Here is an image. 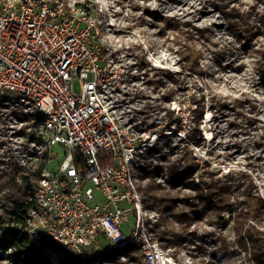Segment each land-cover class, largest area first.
I'll return each mask as SVG.
<instances>
[{"label":"rangeland","instance_id":"1","mask_svg":"<svg viewBox=\"0 0 264 264\" xmlns=\"http://www.w3.org/2000/svg\"><path fill=\"white\" fill-rule=\"evenodd\" d=\"M62 1L72 7L80 4L85 9L95 24L96 47L107 63L118 64L122 70L119 89L113 99L122 103L126 117L137 127L143 126L160 134L156 148L141 153L138 158L139 186L154 180L172 190L168 182L170 167L178 159L185 161L194 157L201 163L200 171L205 178L213 176L220 183L244 174L253 176L258 194L264 199V59L261 66L256 64L264 49V26H259L253 41L246 44L231 29L228 19L230 9L234 7L241 12L253 11L252 16H258L257 13L264 11V0ZM146 7L164 17L194 23L205 31L197 40L203 53L200 59L202 75L183 68L177 42L180 31L167 27L164 19H153L145 14ZM166 71L173 76L168 77ZM184 84L187 85L185 90L180 87ZM73 89L76 93L81 91L79 80L73 82ZM9 94L17 96L14 92ZM193 94L205 95L200 125L202 139L198 146L189 140V134L195 128ZM232 98L246 99L242 115L232 108L223 110L220 107V100L229 103ZM27 106L0 104V157L4 161L15 156L22 164L35 165L37 159L28 158L26 153L37 149L40 154L46 149V146H36L29 140V133L44 135V130L33 124L28 116L20 118L21 113L32 114ZM208 111L212 113L211 121L205 119ZM248 116L254 119L251 128L245 127ZM52 157L55 170L64 157L63 147L56 146ZM142 167L150 174L144 173ZM199 177L196 172L190 181L197 183ZM171 192L175 199L197 194L192 186H182ZM96 197L98 202H105L100 192ZM262 209L264 211V205ZM148 210L153 217L149 223L150 231L159 223L162 229L178 235L173 244L167 240L161 243L151 231L175 264H262L264 261L261 258L263 250L254 247L245 237L246 228L256 224L253 220L242 229L234 221L221 223L210 211L194 214L190 221L179 222L161 218L153 208ZM225 215L228 220L232 213ZM258 228L255 235L263 237L264 222ZM12 252L0 251V264H12L5 259Z\"/></svg>","mask_w":264,"mask_h":264},{"label":"built area","instance_id":"2","mask_svg":"<svg viewBox=\"0 0 264 264\" xmlns=\"http://www.w3.org/2000/svg\"><path fill=\"white\" fill-rule=\"evenodd\" d=\"M94 27L81 5L0 0V97L42 116L46 147L64 150L33 187L27 231L83 259L116 250L111 262H121L133 250L142 264H175L152 236L138 183V158L160 134L131 123L113 99L122 70L101 55Z\"/></svg>","mask_w":264,"mask_h":264},{"label":"trees","instance_id":"3","mask_svg":"<svg viewBox=\"0 0 264 264\" xmlns=\"http://www.w3.org/2000/svg\"><path fill=\"white\" fill-rule=\"evenodd\" d=\"M80 4H78L79 6ZM231 16L228 17L231 29L236 35L244 40L246 44L253 41L257 35L259 26H264V11L257 13L258 16H252L253 11L241 12L238 9H230ZM144 13L153 19H164L167 27L178 29L181 36H177L179 44V55L183 68L196 75H202L200 59L203 55L199 49L197 40L201 39L205 31L194 23L181 21L174 17H164L158 11L146 7ZM229 13V12H228ZM247 22V23H246ZM261 59L256 64L261 66V60L264 59V49L260 52ZM168 77L173 75L165 72ZM184 90L187 85H181ZM205 95L198 97L197 94L191 96L192 101L196 104L193 109L192 122L195 128L189 134V140L195 145H199L202 139L200 125L203 119ZM245 98H232L228 103L219 101L223 110L232 108L237 114L242 115ZM5 97H0V104H5ZM21 119L25 116L35 124L41 126L44 118L37 114H20ZM246 128H251L254 121L253 117H246ZM181 118H179V121ZM26 131V127L23 128ZM29 140H33L36 146H46L43 134L37 135L36 132L28 134ZM188 150V147H186ZM192 154V153H191ZM31 159H37L35 165L22 164L15 156L7 161L0 157V251L13 252L5 257L12 264H103L112 261L117 255L116 250L106 252L103 255H97L92 258H80L71 253L66 247L57 243L46 235H41L38 239H32L27 231L28 214L35 206L33 198V187L39 181L47 160L52 156L51 150L46 149L40 154L38 150H31L26 153ZM202 165L194 157L192 159H178L170 167L168 182L172 190L182 186H192L197 191L195 196L184 195L183 197L174 198L172 190H167L161 183L152 180L145 186H139L140 191L145 197L147 208H153L161 214V218H173L179 222L190 221L191 216L200 214L204 211H210L216 215L221 223L234 221L239 228H244L253 220L256 224L249 225L245 230V237L250 244L258 247L264 252V236H256L259 232V224L264 222V205L263 197L258 194V188L254 182L253 176L244 174L228 182L220 183L213 176L205 178L200 171ZM144 173L150 174L145 167L141 169ZM199 172V181H190L191 177ZM156 175H152L154 177ZM243 198V200L241 199ZM254 204V205H252ZM234 214L226 220L225 213ZM159 223L151 227L155 238L161 243L166 240L173 244L177 241L178 235L173 231L162 229ZM244 226V227H243ZM169 238V239H168ZM167 245H164L166 247ZM129 261L122 264H142L140 258L136 257L133 250L125 251ZM264 258V255L261 256ZM260 262L261 259H258ZM264 264V261L262 262Z\"/></svg>","mask_w":264,"mask_h":264},{"label":"bare ground","instance_id":"4","mask_svg":"<svg viewBox=\"0 0 264 264\" xmlns=\"http://www.w3.org/2000/svg\"><path fill=\"white\" fill-rule=\"evenodd\" d=\"M205 119H206L207 121H211V120H212V113H211L210 111H208V112L206 113V117H205Z\"/></svg>","mask_w":264,"mask_h":264}]
</instances>
